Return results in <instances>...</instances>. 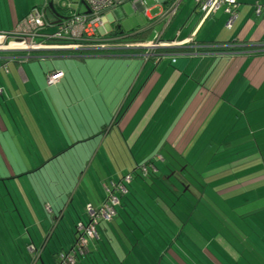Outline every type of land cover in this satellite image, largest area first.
I'll return each instance as SVG.
<instances>
[{"label":"crops","instance_id":"1","mask_svg":"<svg viewBox=\"0 0 264 264\" xmlns=\"http://www.w3.org/2000/svg\"><path fill=\"white\" fill-rule=\"evenodd\" d=\"M169 1L153 0L155 6L151 8L146 3L148 12L144 17L154 27L131 30L134 27H128L129 20H125L131 14L120 8L106 14L104 30L112 35L117 29L125 37L127 33L132 37L135 33L147 32V29L148 32L155 30L157 38L151 35L149 42L186 43L192 39L193 49L198 45H203L200 46L202 49L228 48L237 42L255 49L244 54H192L188 52L192 47L173 48L172 53L168 52L170 49L163 50L159 52L160 59L148 61L130 54L84 55V58L67 55L70 57H63L84 63V66L77 64L81 76L71 71H68L70 75L66 73L71 61L49 67L45 73L56 69L64 74L61 85L52 89L48 87L46 75L40 76L29 63L20 65L0 60L1 70L6 72L0 76V163L9 164L8 171L12 170L13 175L8 180H20L29 175L41 180L49 167L45 178L60 179L59 185L54 181L53 185L47 186L41 180L35 186L16 190L12 205L2 209L5 221L0 225V264H22L21 259L27 258L25 246L29 245H34L33 249L37 250L38 256L41 254L45 264H52L45 253L64 248L61 239L58 241L53 237L55 226H81L88 219L84 211L97 209L101 204L90 197V202L83 203L73 188V176L70 180L68 170L79 166L82 172L81 166L89 168L101 147L106 166L107 156L113 154L116 159L118 150L115 148L135 147L139 141L163 148L168 160L162 161L173 163L170 170H174V164L180 168L185 165L184 172L206 166L199 169L200 179L192 176L200 185L198 195L193 198L196 202L190 203L193 204L191 217L186 221L180 216L186 221L182 222V231L191 226L194 235L182 238L184 234L180 233L164 254H159L150 242L146 243L147 239H142L150 255V264H264V21L254 15V9L242 7V3L229 30L226 27L229 17L223 11L203 19L191 0L186 5L188 10L182 12L186 0L169 21L168 13L172 7L166 5ZM34 8L26 10L23 0H0V33L13 32ZM158 8L159 13L152 17L151 12ZM48 30L52 33L47 31L45 34L54 33L53 28ZM212 43H218L219 47ZM106 59L113 61L101 62ZM100 65L107 71L96 70ZM69 78L70 93H62L61 87ZM39 92L47 94V107L43 102V105L36 102ZM88 92H91V98ZM58 96L64 104H67V98L81 99L79 108L75 112L69 110L66 119L59 117L56 110L54 99ZM94 100L98 104L100 101V105L96 107ZM12 101L17 103L18 110H24L22 114H27V109L29 115L34 114L39 119L34 118L29 123L26 119L10 124L4 122V114H11L7 103ZM31 104L38 111H33ZM17 114L19 116V112ZM95 147L98 148L94 152ZM198 147L205 149L199 154ZM105 148H109L110 154ZM123 152L127 156L125 160L131 164L130 169L134 170L133 163L136 164L137 159L133 154L129 156L127 149ZM160 154L148 157L135 170ZM48 156L51 157L49 163H43ZM30 157L34 161H30ZM74 157L78 164L72 159ZM26 162L33 164L32 171H26ZM40 163L43 165L39 166ZM125 168L118 164L121 172ZM130 169L127 173L133 174ZM102 171L98 175L90 173V183L95 184L99 179L112 181V173L108 179L105 178L108 174ZM87 172H82L83 179ZM194 180L191 177L187 180L189 189ZM5 181L2 185L7 187ZM0 187L1 194L4 187ZM76 195L80 201L74 200ZM9 211L16 214L12 216L16 230L7 219L11 214ZM42 226L48 230L45 242L40 231ZM203 226L210 231V237H206L208 240L203 238L200 243L197 237ZM59 237L65 240L69 249L74 237L70 238L67 232L63 235V231Z\"/></svg>","mask_w":264,"mask_h":264},{"label":"trees","instance_id":"2","mask_svg":"<svg viewBox=\"0 0 264 264\" xmlns=\"http://www.w3.org/2000/svg\"><path fill=\"white\" fill-rule=\"evenodd\" d=\"M175 2L176 0H171L166 5L170 6V5H173ZM36 8L37 7H35L34 9ZM38 8L41 9V7H38ZM59 9L60 8H56L58 18L55 17L54 14H52L49 8L46 13L48 23L54 26V28L52 27L54 29V32L56 29L55 27L61 26L62 21L70 17L69 12L67 13L62 12ZM45 30H48V29H45ZM45 30L41 32V35L45 37H51L52 35L45 34L46 33ZM146 34L147 32H144L141 34L135 33V35L132 37H133V40L148 42V40L146 39L147 38ZM127 35H128L127 37H131V33H127ZM111 36L112 37L120 36V33L117 29H115ZM37 41L43 42L45 40L38 39ZM46 43L51 44V45L56 44V42L54 41H46ZM212 44H213L212 46L219 47L218 43H212ZM204 45H207V44H204ZM208 45H211V44H208ZM200 46H203V45H200ZM200 46L198 45L196 49H193L194 45L193 43H190V45L186 47H190V48L192 47L191 48L192 50L188 51L192 54H196V53L198 54L200 52L201 53L202 52L217 53V54H224V53H243L244 54L248 52H253V50L255 49L247 45L246 43L244 44V43H239V42H237L232 47H228V48L219 47V49H211V48L202 49ZM212 46H208V47H212ZM164 52H167V50H165ZM168 52L172 53V50L170 49V51ZM182 53H185V51H183ZM67 55H70L71 57L77 56L75 54H70V53L63 55V56L70 57ZM103 55H109V54H103ZM53 56H55V53H48V54L47 53H37V54H32L27 60L23 62H14V63L20 64V65L28 64V63L30 64L36 61L38 63H41V62L43 63L46 61H42V60L47 59V57L49 58ZM81 58H84V56L82 55ZM2 61L6 62L5 60H2ZM57 73H61V72L56 71V69H53L52 71L50 70V72L48 71V73H44V75H46L45 76L46 82L48 83L47 80L50 74H57ZM63 81H64V74H63L62 81L59 84L53 85V86H58ZM48 85L51 86L49 83ZM97 148L98 147L94 148V152L96 151ZM101 149L102 147L100 149H97L99 151L97 152V155L94 158V160H92L89 168H85L81 166L82 172L88 170L85 178L84 179L82 178L83 173L81 172L78 166L76 168H78L77 170H79V172L76 173L75 177H73L72 179L74 183L73 188L77 191L76 194H80V197L83 203H87V201L91 198L90 200H93L94 202L99 201V203L101 204L99 205L97 209H94V210L90 209L88 212H86V210L84 211L85 214H87L86 216L88 217V219L86 218V221L84 223H81V226L75 225L72 228H68L66 226L63 228L55 226L53 237L55 236L56 240L58 241L61 239L62 246L64 248H60L57 251L55 249L54 251L50 250V253H49L50 261L52 262V264H122L123 257L128 258V260L132 259L133 261L131 262L135 264L136 262H134V259H138L139 257H136L132 253L131 254L129 253L130 255L129 254L121 255V253L113 249V244H112L113 240L118 241V239L113 238L114 231H115L114 224L120 218L122 221L125 222V224H127V222L125 221V218H126L128 220L129 225L132 224V226L136 227L135 231L133 230L131 234L133 235L138 234L140 236L141 242L140 240H136L135 247H138V248L140 247V243L142 244V239L144 238L146 239V233H148L141 228V225L151 224L152 232L155 233L156 236L159 238H160L159 230H156V229H158L159 227L163 228L165 226L164 227L165 229L163 228V237L160 238L159 240L163 245H165V247L168 245V243L173 242L174 239L180 233L183 232L182 229L184 227V224L181 222V219H179L181 217L175 214V211H174L176 208H178V203L180 202L182 195H184L181 190L178 191V189L180 188L177 186L182 187L183 185L188 190H190L188 188L187 179L183 176V172H181L177 168H174V170H170L169 168L168 172L171 177L169 178V177H166V175L164 176L155 166V161H158L157 160L158 157H160L161 160L163 159L162 156L157 155L151 160L147 161L146 164H144L142 167L139 168L140 171L143 173V175L141 176L134 175L133 177H131V182H130L131 184L133 182V179L137 181V186H136L137 189L135 190L137 194H135V192L132 191L131 189L132 186L128 188L127 185H125L124 181L126 178L121 180V182L118 185H116L113 182H111L110 185L104 184L105 180L103 179H99L95 184H93V183H90L91 180H90V177L88 176L91 175L90 173H92L93 168L95 169L94 166H95L96 160L98 159L99 155H101L100 153ZM150 164L153 165V168L156 172L150 170L149 172L144 173L143 167H148ZM137 178H139V180H137ZM173 180H175L176 184L173 182ZM121 188L124 189V192L123 190H121ZM176 188L178 189L176 190ZM137 195L140 197L139 199ZM111 197H114L118 200V205L114 207L115 216L110 221L99 219L98 214H100V210L105 208V205L106 206L110 205ZM75 199L80 201L77 195L76 197L74 196V200ZM131 201L132 202L135 201V202L131 203ZM130 210L131 212L132 211L136 212L137 210L139 212V216H138L139 220L134 221L133 222L134 224L132 223L131 214H129L127 217L123 216L124 212H128ZM91 212L95 214V217L93 219L91 218ZM58 214H60V212H58ZM191 215H192V212L191 214H189V216H187L186 221H188ZM156 216L160 217V224L159 222H157V220L154 221V219H152V218H155ZM170 216L173 217L172 221L175 220V223L170 221ZM66 223L67 221H65V224ZM178 223H181V224H178ZM110 225H114L113 228L110 227ZM92 228L94 229V233H93V236L90 237L88 236V231H91ZM40 231L42 232V235H44V237H42V240H44L45 242L47 235H48L47 234L48 230H46V228L42 226L40 228ZM61 231H63V235H64V232L65 233L67 232L70 238L74 237V239H72L73 243L69 249L67 248L65 240L62 239L63 236L62 238L59 237V234L61 233ZM71 232H72V235H71ZM165 238L168 240V242L165 240ZM120 241H118L117 243H119ZM51 242L47 243V248H46L47 250H49L50 247L48 246L50 245ZM107 245L110 246V248ZM33 246L32 245L25 246L27 258L26 259L23 258V260L21 259V263L22 264H45V261L41 257V254L38 256L37 250L33 249ZM108 248L111 252H109ZM159 248H160V245H157V250H159ZM107 252L109 254H107ZM103 254H107V255L103 257L102 256ZM139 259L141 260L143 258L140 257Z\"/></svg>","mask_w":264,"mask_h":264},{"label":"rangeland","instance_id":"3","mask_svg":"<svg viewBox=\"0 0 264 264\" xmlns=\"http://www.w3.org/2000/svg\"><path fill=\"white\" fill-rule=\"evenodd\" d=\"M153 0H145V2L147 3V6L149 7V8H151L152 6H155V3L154 2H152ZM80 2V0H55V5H56V7H57V5H59L58 7L60 8L59 10L60 11H62V12H65L66 10L64 9V6H66L67 8H71L73 11H75V10H78V6L76 5L77 3H79ZM189 3V1L187 0L186 2H185V9L183 8V10H182V12L183 11H185L186 9L188 10L189 8H187L186 7V5ZM244 4H243V6L242 7H247V8H250V9H253V5H254V3L253 2H251V1H247V2H243ZM23 4H24V7L26 8V10H27V8H33V7H42L43 5H44V1L43 0H23ZM158 7H160V5H158ZM190 9H192V8H190ZM85 11V9L84 8H82V13ZM126 11H128L131 15L129 16V17H127L125 20H129V23L128 24H130V25H128V27H130V26H133L134 28L133 29H131V30H141L142 28H144V27H148V28H151V27H154V25H152V23L151 22H149L145 17H144V15L143 14H138V13H133L128 7L126 8ZM159 11H160V8H158L157 10H156V12H151V16L152 17H154L155 15H157V13H159ZM188 27H191L190 25H188ZM158 31H160V29H157ZM47 31H49V32H51L52 33V31H50V30H45V32H47ZM127 31H130V30H127ZM149 31V29H147V34H146V36H147V40H149V39H151V35H154L153 37L156 39L157 38V35H158V32H155V30H153L152 32H148ZM135 41H137V40H135ZM63 55H66V54H64V53H55V56H53V57H47V59H45V60H42V61H46V62H41V61H39V62H41V63H38L37 61L36 62H32V63H30V66L31 67H34L35 69H37V71H36V73H38L40 76H43L44 75V73L45 72H47V70H48V68L49 67H51V68H55V66L54 65H56V64H58V65H61V64H64V63H66V62H69V61H71V62H69V63H71L70 65H69V67L65 70L66 71V73L68 74V75H70L69 73H68V71H71L72 72V74H74V75H76V76H81V72H80V68H79V66H77V64H79V63H77V62H75V60H69V59H66L65 57H63ZM162 56H160V55H157V54H155V56L152 58V60H157V59H160ZM113 61V60H112ZM112 61H107V59H106V61L105 60H102L101 62H103V63H105V62H112ZM145 61V60H144ZM86 62H89L88 60H86ZM103 63H101L102 65H103ZM80 64H82V66H84V63H80ZM102 65H100L99 67H97L96 68V70H99V69H101V71H107L105 68H104V66H102ZM66 68V67H65ZM123 68H124V66H123ZM6 72L5 71H2L1 70V66H0V76H2V75H6L5 74ZM117 72H115V73H112L109 77H112L113 75H115ZM104 74L105 75H108V74H106V72H104ZM70 80H71V78H69V79H67V82H65L63 85H62V87H61V89H62V93H64L65 91L66 92H69L70 93ZM48 84V83H47ZM61 85V84H60ZM48 86V85H47ZM49 87V89H52V88H54V87H56V86H48ZM64 88H65V90H64ZM56 90H57V88H56ZM50 92H55V91H53V90H49ZM32 94H34L35 92H31ZM40 93V92H39ZM41 94V95H40ZM40 94H37L36 95V97H35V100H36V102L38 101L40 104H42V102L46 105V102L49 100L48 98H46L47 97V94H44V93H40ZM91 92H88V97L89 98H91ZM60 96V95H59ZM57 97V98H55L54 99V103H55V107H56V110H57V112H58V114H59V117H61V118H68V112H69V110H72L73 112H75L76 110H77V108H79V102H80V98L79 99H69V98H67V104H64V102L60 99V97ZM17 103H15L14 101H12V102H8L7 103V106L9 107V110H10V112H11V114H8L7 113V116L4 114V117H3V120H4V122H6V123H8V124H10V122H13V121H15V122H17V120H20V121H24L25 119H26V122L27 123H29V121H31L32 119H34V118H36V119H39V117L38 116H36V115H34L33 114V116H31V115H29V113H28V110L26 109V113L27 114H22V112L24 111L22 108L20 109V110H18V108H17V105H16ZM93 104H96V107H97V105H100V101H99V104L97 103V101H95L94 100V103ZM43 105V104H42ZM37 106H38V104H37ZM31 109L34 111H36L37 109H36V107L35 106H33L32 104H31ZM46 107H47V105H46ZM126 110V109H125ZM38 111V110H37ZM41 111H43L42 109H41ZM19 112V116H18V113ZM7 119L9 120V121H7ZM110 143H112L111 141H109ZM48 151H50V149L49 148H46ZM105 149H107L106 151H108V149L109 148H105ZM115 149H117L118 150V153H119V155H120V157H118V153H116V159H115V157L113 156V154H110V151H108L109 152V156H107V159H108V164L105 166V164L103 163V158H104V156H103V153H102V155H99V157H98V159L96 160V163H95V169L93 168V171H92V173H97V175H98V173L100 172V171H102V169H103V171H102V173H105V174H108L107 176H105V178H108V179H111V177H110V173H112V181L111 180H108V182H104V184H107V185H110L111 184V182H113L114 183V181L113 180H115V184L116 185H118L120 182H121V180H123L124 179V175H126V174H128L127 173V171H128V169H130V166H131V164H130V162L128 161V160H125V159H127V156L125 155V153L123 152V150L124 149H127V153H128V155L129 156H131L132 154H133V156L137 159L136 161H137V163L136 164H134L133 163V165H134V170H135V168H136V166L138 165V166H140V165H142V163L144 162V161H146V159H148V157H151V156H153V155H155L156 153H161L160 155L163 157V161L165 160L166 161V159L168 158L167 157V153L165 152V150L163 149V148H158V147H154V146H152V145H147L146 143H145V141H139L138 142V145L137 146H135V147H131V148H123V147H118V148H115ZM205 148H201V147H198L197 148V150H198V153L200 154L203 150H204ZM44 150H45V148H44ZM51 153L49 152V155H50ZM181 157V156H180ZM129 158V157H128ZM181 158H183V159H186L184 156H182ZM193 159H195V156L194 157H192ZM191 158V159H192ZM50 159H51V157H47V159H46V162H44L43 161V163H49V161H50ZM72 159H74L76 162H77V164H78V161L75 159V157L74 158H72ZM119 159H121V162L120 161H118ZM130 159H131V157H130ZM29 160L30 161H34V159L33 158H29ZM115 160H116V162H115ZM155 161V166L157 167V169L160 171V172H162L164 175H166V177H171L168 173V171H169V167L171 166V164H173L171 161L169 162V163H167V164H165L163 161ZM168 160V159H167ZM124 162V163H123ZM179 163H182V162H180V161H178ZM32 163V162H31ZM43 163H40L39 164V166H41V165H43ZM118 164H121V168H124V166L125 167H127V169L125 168V170H124V172H121L122 170L120 169H118ZM7 165H9V164H6V163H0V170H1V175H0V185L2 186V187H4L3 185H2V181L5 179V180H7V181H5L6 182V184H7V187H4V191L0 194V225L2 226V224H3V220L5 221V218H4V212L2 211V209L6 206V205H9V204H11L12 205V202H14V197L16 196L14 193L16 192V190H18V189H20V190H22V189H24V188H26L27 186L28 187H31V186H35V185H37V183L38 182H40L41 180L43 181V183H45L47 186H49V185H53V182L55 181L56 182V184L57 185H59V182H60V179H59V177L56 179H46L45 178V174H46V172H47V170L48 169H51V167H49V168H47L46 169V171L43 173V175H42V178H41V180L40 179H38V178H35L34 176H32V175H29V176H26V178H22V179H20V180H12V181H9L8 179V177H12V175H13V173L11 172L12 170H10V172L8 171V168H7ZM33 164H29L28 162H26V171H32L33 170V167H31ZM101 165L103 166V167H101ZM15 166L17 167V168H19L18 166H17V164H15ZM31 167V168H27V167ZM182 167L180 168L177 164H174V168H177L178 170H180L181 172H183V176L187 179V180H190V177L194 180V178L192 177V176H194V177H197L196 178V180L197 179H200L199 178V173H201V170H199V169H201L202 167H206V166H202V165H200V167L199 168H196L197 169V171H195V170H192V171H189V170H187V171H183V169L185 168L184 166L185 165H181ZM192 167H193V165H191ZM35 167H37V166H35ZM78 167V166H77ZM38 168V167H37ZM7 169V170H6ZM11 169V168H10ZM78 169V168H77ZM77 169H75V170H68V176L70 177V180H71V176H73V177H75V175H76V173H78L79 172V170H77ZM100 171H99V170ZM5 170L8 172V174L5 172ZM131 171H133V174L132 173H130V174H128V176L127 177H125V178H128V177H133L134 175L135 176H141V175H143V173L140 171V169H137V170H133L132 169V167H131V169H130ZM2 172L4 173V176H2ZM21 173V171L19 172V174ZM168 174V175H167ZM43 176H44V178H43ZM95 177H96V175H94ZM137 180H139V178H137ZM196 180H194L193 181V186L191 187V189L190 190H188L186 187H184L183 185H182V187H180V186H178L179 188H180V190L183 192V194L184 195H182V199H181V201L178 203V208H176L174 211H175V214H177L178 216H184L185 217V219L187 218V216L189 215V214H191V212H192V209H193V204H191L190 205V203L191 202H193L194 200H193V198L195 199V197L196 196H194V195H198V187H199V185H200V182L199 181H196ZM23 182V183H25V184H21V183H17V182ZM125 182V185H127V187L128 188H130L131 186V189H132V191L133 192H135V190L137 189V181L135 180V179H133V182H132V184L130 183V184H128L126 181H124ZM138 182H140V181H138ZM173 182L176 184V182H175V180H173ZM127 183V184H126ZM9 184H12V187H10L9 186ZM85 184H87V183H85ZM103 184V185H104ZM56 185V186H57ZM178 185V184H177ZM1 188V187H0ZM103 188V187H102ZM15 190V191H14ZM188 190V191H187ZM187 193V194H186ZM135 194H137L136 192H135ZM186 194V195H185ZM138 196V195H137ZM184 196H186L185 198H184ZM140 197L138 196V199H139ZM135 202V201H134ZM196 202V200L194 201V203ZM2 204H3V206H2ZM7 207V206H6ZM9 207V206H8ZM7 207V208H8ZM10 210L13 212V207H11L10 208ZM121 210V209H120ZM3 212V213H2ZM10 212V211H9ZM11 213V212H10ZM12 214V215H11ZM11 214H8L7 215V219H9L10 221H11V225L14 227V229L16 230V227H15V224H14V222H13V220H15V218L14 217H12L13 215H16L15 213H11ZM129 214H131V216H132V223L134 222V221H138L139 220V212H138V210L135 212H131V210L130 211H128V212H124L123 213V216L124 217H127ZM169 216V215H168ZM123 217V218H124ZM17 218V217H16ZM183 218V217H182ZM182 218H179V219H181V222H186L185 220H182ZM18 219V218H17ZM152 219H154V221H156L157 220V222H159V224H160V217H158V216H156L155 218H152ZM125 220L127 221V224H125V222L124 221H122L121 220V218L114 224L115 225V228H114V235H113V238H116V239H118V241H120L119 243H117L118 241H115V240H113V249L115 250V251H117V252H119V253H121V255H124V254H133V255H136V256H140V257H144V255L146 256V259H134V262H136L135 264H139V263H141V261L143 262V264L145 263V264H150V255L148 254V252H147V250H146V248H145V246L143 245V244H140V247H139V249L137 248V247H135L136 246V240H140V236L138 235V234H136V235H133V234H131L132 233V231H133V229H135L136 227H134V226H132V224L131 225H129L128 224V220L125 218ZM173 220V217H171L170 216V221H172ZM19 223H20V221H19ZM35 223V222H34ZM177 223V222H176ZM134 224V223H133ZM181 224V223H180ZM114 225H110V227H112L113 228V226ZM165 227V226H164ZM163 227V228H164ZM141 228L143 229V230H145L146 232H148V233H146V236H147V242L146 243H151V246L154 248V250H157V245H160V248H159V254H164V251H166V250H169L170 248H171V246L174 244V242L176 241V238L174 239V242L172 243H168V245L165 247V245H163L159 240H160V238H162L163 237V228L162 227H159L158 229H156V230H159V235H160V238L159 237H157L156 236V234L155 233H153L152 232V229H151V224H149V225H141ZM165 229V228H164ZM191 229H192V227L191 226H189V227H187L186 228V231L185 232H183V236H182V238H186V237H189V236H192V235H194V233H193V231H191ZM194 229V228H193ZM7 232V231H6ZM206 237H210V231L208 230V228L207 227H202L201 228V230H199V236L197 237L199 240H200V243H202L203 242V238H206ZM207 240L209 239V238H206ZM165 240L168 242V240L165 238ZM197 246H198V244L197 243H195ZM176 245V244H175ZM108 246V245H107ZM178 246V245H177ZM109 248H110V246H108ZM199 247V246H198ZM109 248H108V250H109ZM166 248V249H165ZM33 251V250H32ZM31 251V252H32ZM109 252H111L110 250H109ZM50 251H48L47 252V254H45V257L47 258V257H50ZM196 253V256H198L199 255V253L198 252H195ZM107 254H109L108 252H107ZM107 254H103L102 256L104 257L105 255H107ZM129 254V255H130ZM131 261H133L132 259H129L128 260V258H122V264L124 263V264H133ZM152 262V261H151Z\"/></svg>","mask_w":264,"mask_h":264},{"label":"built area","instance_id":"4","mask_svg":"<svg viewBox=\"0 0 264 264\" xmlns=\"http://www.w3.org/2000/svg\"><path fill=\"white\" fill-rule=\"evenodd\" d=\"M44 6L41 9H33L14 29L13 32L3 34L0 33V59L7 63L23 62L32 54L37 53H66L75 54L77 56L84 55H100V54H130L131 56H139L144 60H152L155 54L159 55L160 51L183 48L189 46L192 39L186 43L165 44L161 40L155 42L135 41L133 37L115 36L112 37L104 30L105 16L108 12L129 8L133 13L143 14L147 16L145 0H80L76 5L78 10L73 11L71 8L64 6L65 12L70 13V17L62 21V25L55 27V32L51 37L41 35L45 29H51V24L47 21V10L50 2L55 5V0H43ZM186 0H176L168 13L169 21L173 20L180 7ZM196 5L203 19L223 11L229 21L226 25L227 29H231L237 19V11L243 2L251 1L254 3V15L264 21V0H191ZM83 3L86 7H80ZM59 5H55L56 8ZM82 8L85 11L82 13ZM90 15H86L87 13ZM51 25V26H50ZM38 39L45 41L38 42ZM46 41H54L56 44H47ZM63 79L62 73L50 74L48 83L53 86L59 84ZM161 161V158H157ZM150 170L156 172L153 165L143 167V172ZM129 184L131 177L125 179ZM126 183V184H127ZM121 190L124 189L121 188ZM118 205V200L114 197L110 198V205L100 210L98 218L110 221L115 216L114 207ZM95 214L91 212L93 219ZM94 229L88 231V236H93ZM84 244V243H83Z\"/></svg>","mask_w":264,"mask_h":264},{"label":"water","instance_id":"5","mask_svg":"<svg viewBox=\"0 0 264 264\" xmlns=\"http://www.w3.org/2000/svg\"><path fill=\"white\" fill-rule=\"evenodd\" d=\"M80 7H84L86 9V7H85V5L83 3L80 4ZM49 10L52 12V14H54L55 17L58 18V15H57V12H56V8H55L53 2H50V4H49ZM86 15H90V13L88 12ZM178 184H180V183H178Z\"/></svg>","mask_w":264,"mask_h":264}]
</instances>
